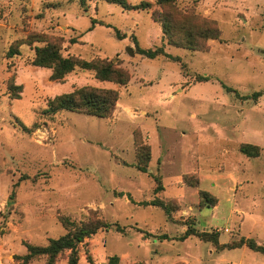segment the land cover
I'll list each match as a JSON object with an SVG mask.
<instances>
[{
    "label": "rangeland",
    "instance_id": "obj_1",
    "mask_svg": "<svg viewBox=\"0 0 264 264\" xmlns=\"http://www.w3.org/2000/svg\"><path fill=\"white\" fill-rule=\"evenodd\" d=\"M127 1L151 9L0 0V264H20L15 257L26 255V243L43 247L64 236L61 217L77 224L98 217L123 228L86 239L79 264H111L113 257L116 264H264V254L246 246L220 251L197 236L180 240L191 225L220 244L244 237L264 245V0H176L218 24L220 40L208 51L170 45L152 17L157 0ZM94 15L104 26L88 33ZM30 33L63 39L65 57L113 62L129 73V84L81 69L52 81L51 70L31 64L37 43L7 57ZM160 47L172 58L137 52ZM202 76L209 80L198 82ZM86 86L119 92L109 118L46 113L56 96ZM137 138L151 151L147 173L137 167ZM242 144L258 145L260 156L242 154ZM154 199L173 207L172 218L142 204Z\"/></svg>",
    "mask_w": 264,
    "mask_h": 264
},
{
    "label": "trees",
    "instance_id": "obj_2",
    "mask_svg": "<svg viewBox=\"0 0 264 264\" xmlns=\"http://www.w3.org/2000/svg\"><path fill=\"white\" fill-rule=\"evenodd\" d=\"M77 1L80 5L85 6L88 1L99 0ZM105 1L118 4L125 10L148 11L151 9V3L146 1L134 5L128 3L127 0ZM156 5L158 9L153 12L152 17L161 25L163 36L170 45L193 51H208L210 49V41L220 40L222 31L215 21L203 17L198 12L182 10L176 0H157ZM96 23L97 21L93 19L92 25L94 26ZM100 24L104 25L103 23ZM116 36L119 40L126 38L121 36L119 31H116ZM71 42L75 44L78 41L72 39ZM36 43L41 45L35 47V55L31 64L35 67L51 70L50 78L52 81H62L76 69H81L94 72L95 78L101 82H112L119 86H126L130 82V75L126 70L106 59L85 60L73 56L65 57L62 51L63 39L51 38L45 34L30 33L24 41L16 42L9 49L7 57L18 55L19 48L23 44L32 46ZM137 52L149 59H154L160 55L171 57L165 52L163 47L154 50L137 48ZM197 80L198 82H206L209 79L202 76L198 77ZM10 89L14 98H20L18 93H16V90H21L20 86L18 87L12 83ZM227 90L232 91L230 88H227ZM118 101L119 92L115 89L86 86L75 89L70 93L56 96L49 102L46 113L48 115H55L62 111H71L107 119L113 114ZM28 131L30 132V130ZM136 148L137 167L142 173H147L148 164L151 160L150 148L138 138L136 139ZM240 151L249 158H258L262 149L258 145L242 144ZM155 179L159 183L155 189V193H159L163 190V187L161 186L160 179L157 177ZM206 195L207 193L202 192V199H205ZM142 204L160 207L169 218H172L174 213L173 207L160 199H154L151 202H144ZM60 220L67 233L58 239H50L48 245L43 247L26 243V255L15 257L20 260V264H29L31 261L41 257L46 258V264H56L58 257L66 252H69L68 264H79V246L86 239L111 228L123 233V228L119 224L109 223L98 217L89 218L87 222L81 224H77L66 217H61ZM191 236H197L203 241L211 242L220 251L246 246L254 252L264 254V245L259 244L252 238L242 237L237 242L220 244L217 235L207 232L198 233L190 225L180 240H185ZM117 261L118 258L113 257L110 263L116 264Z\"/></svg>",
    "mask_w": 264,
    "mask_h": 264
},
{
    "label": "crops",
    "instance_id": "obj_3",
    "mask_svg": "<svg viewBox=\"0 0 264 264\" xmlns=\"http://www.w3.org/2000/svg\"><path fill=\"white\" fill-rule=\"evenodd\" d=\"M142 2V1H141ZM128 3H130V2H128ZM130 4H132V3H130ZM134 5V4H133ZM92 19H94V20H98V18H96V15H94L93 17H92ZM100 23H102V22H97L94 26L92 25L90 28H88V30H87V32L88 33H91V32H94L97 28H98V26H101V24ZM104 26V25H103ZM106 26V25H105ZM107 28L108 29H110V26L108 25L107 26ZM85 35H87V33L86 34H83V35H80V38H79V40L81 41V42H85ZM126 39H124V40H122V41H125ZM166 53H168L167 51H166ZM169 54V53H168Z\"/></svg>",
    "mask_w": 264,
    "mask_h": 264
},
{
    "label": "water",
    "instance_id": "obj_4",
    "mask_svg": "<svg viewBox=\"0 0 264 264\" xmlns=\"http://www.w3.org/2000/svg\"><path fill=\"white\" fill-rule=\"evenodd\" d=\"M127 51H128V53H129L131 56L134 55V51H133L131 48H128Z\"/></svg>",
    "mask_w": 264,
    "mask_h": 264
}]
</instances>
